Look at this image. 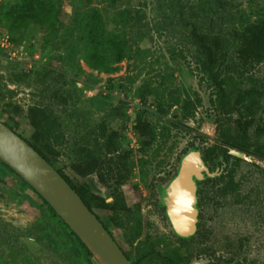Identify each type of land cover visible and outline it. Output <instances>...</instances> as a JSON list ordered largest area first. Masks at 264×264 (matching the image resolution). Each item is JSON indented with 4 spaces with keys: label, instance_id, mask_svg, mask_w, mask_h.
Returning <instances> with one entry per match:
<instances>
[{
    "label": "rangeland",
    "instance_id": "374dc122",
    "mask_svg": "<svg viewBox=\"0 0 264 264\" xmlns=\"http://www.w3.org/2000/svg\"><path fill=\"white\" fill-rule=\"evenodd\" d=\"M17 1L5 0L4 9ZM53 4L56 14L46 25L30 23L19 30L6 22L1 26L21 55L8 60L0 51V120L24 137L40 136L56 151V168L74 184L92 185L108 203L117 196L124 198L125 205L121 201L118 210L97 212L109 221L132 263H139L147 252L142 248L145 241L160 238L177 244L160 201L162 189L179 172L181 159L195 147L219 142L222 115L214 104L216 89L198 37L228 39L234 54L233 31L262 20L264 0H53ZM112 36L122 41L125 56L112 71L98 69L93 44ZM18 75L22 79L16 80ZM144 84L151 93L141 100L138 90ZM239 87L255 88L258 96L264 92V62ZM196 94L201 105L187 116L184 103ZM258 98L264 104V98ZM119 100L125 101L129 120L121 117L111 126L122 130L120 150L133 151L132 174L114 184L103 173L88 172L90 162L80 155V148H96L97 127ZM138 110L145 111L157 132L145 150L133 126ZM236 116H224L223 121L231 125ZM257 119L263 122L264 113L259 112ZM249 133L251 143L264 142L255 126ZM203 179L196 180V187ZM235 180L239 190L224 196L213 182L201 184L200 202L197 196L195 204L201 230L185 249L190 264H264V160L245 154ZM29 197L33 192L0 162V264H100L86 255L54 254L47 238H41L36 224L40 213ZM141 264L150 262L145 259Z\"/></svg>",
    "mask_w": 264,
    "mask_h": 264
},
{
    "label": "trees",
    "instance_id": "16d2710c",
    "mask_svg": "<svg viewBox=\"0 0 264 264\" xmlns=\"http://www.w3.org/2000/svg\"><path fill=\"white\" fill-rule=\"evenodd\" d=\"M4 3L5 1L0 3V24L3 26V23L6 22L13 30L22 29L30 23L46 25L52 21L56 14L53 0H18L7 9H4ZM202 35H199L197 42L204 51L207 72L216 89V95L213 99L214 104L222 115L218 122L219 142L205 148L195 147L193 151L188 152L181 159L179 172L161 191L160 203L167 217L164 195L167 189L180 179L181 170L186 160L193 157L196 152L202 153V158L209 171L216 173L214 177L206 174L205 179L197 181V203L200 202L199 196L202 193L201 184L203 183L213 182V186L220 187L223 196L239 190L240 182L235 180V172L242 158L232 155L230 150L234 149L264 160V142L251 143L249 133L250 129L255 126L256 134L264 136V121L257 119L259 112L264 113V104H261L260 98H258L259 96L264 98V92L261 91L258 96V90L255 88L245 89L239 87L240 81L252 72L257 65L264 62V18L257 23L248 24L233 31L232 35L236 45L234 54L230 53L231 47L228 44V39H223L219 35L209 37H206L205 34ZM92 52L95 60L94 66L105 71L114 70L115 64L122 61L125 56L123 43L117 36L109 37L102 43H94ZM20 79L22 78L18 75L16 80ZM1 85L2 81L0 79ZM138 91L139 98L144 100L151 93V88L149 85L144 84ZM201 102V97L198 94L194 99L188 97L184 103L185 115L193 114L192 110L200 106ZM125 104L124 100H119L118 104L113 105L111 108L110 115L99 123L96 136L98 145L94 150L87 146L80 148V155H83L90 162L88 172L92 174L103 173L107 180L114 184L122 183L132 174L130 161L133 151L131 149L120 150L119 138L122 135V130L111 126L112 122L118 118L122 117L124 121L129 120V115L124 107ZM233 114L237 116L233 119L231 125L223 121L224 116ZM43 120L45 121V119ZM43 120H40V122L43 123ZM4 123L17 132L15 126L11 123L8 121H4ZM134 129L142 139L140 148L142 150L150 148L156 140L157 132L153 122L147 117L144 110L136 112ZM17 133L56 167L58 160L56 151L47 146L40 136L24 137L21 133ZM0 162L10 176L15 175L24 186L33 192L34 197H29V199L37 206L40 213L36 224L40 229L41 238H47L46 245L50 250L60 258L68 254L86 255L95 258L89 248L52 206L11 167L1 159ZM56 169L79 193L88 207L113 235L109 221L98 214L97 209L103 211L118 210L122 203L125 205L124 198L119 199L117 196L112 202L108 203L106 197L96 193L92 185L88 183L76 185L62 170ZM200 230L201 223L198 221L195 234L189 237L174 232L177 244L165 243L160 238L152 242L145 241L142 248H145L147 252L138 260L139 263L141 264L143 260L147 259L150 264H190L191 259L186 253V247ZM162 243H165L164 248L161 247ZM139 247L141 248V246ZM139 263L133 262V264Z\"/></svg>",
    "mask_w": 264,
    "mask_h": 264
},
{
    "label": "water",
    "instance_id": "95a60500",
    "mask_svg": "<svg viewBox=\"0 0 264 264\" xmlns=\"http://www.w3.org/2000/svg\"><path fill=\"white\" fill-rule=\"evenodd\" d=\"M230 153L240 158L245 157V153L234 149ZM0 159L52 206L100 264H133L118 241L56 167L2 120ZM203 172L216 175L209 172L201 152H196L186 160L180 179L164 195L167 214L174 231L185 237L193 235L197 229L196 180L204 178ZM186 213L187 220L184 219Z\"/></svg>",
    "mask_w": 264,
    "mask_h": 264
},
{
    "label": "built area",
    "instance_id": "2783aa9c",
    "mask_svg": "<svg viewBox=\"0 0 264 264\" xmlns=\"http://www.w3.org/2000/svg\"><path fill=\"white\" fill-rule=\"evenodd\" d=\"M3 1L5 0H0V3H2ZM0 51H2L4 57L7 58L8 60H16L20 58L19 50L14 48V45L11 43L9 38L6 35H4L1 24H0Z\"/></svg>",
    "mask_w": 264,
    "mask_h": 264
},
{
    "label": "bare ground",
    "instance_id": "6f19581e",
    "mask_svg": "<svg viewBox=\"0 0 264 264\" xmlns=\"http://www.w3.org/2000/svg\"><path fill=\"white\" fill-rule=\"evenodd\" d=\"M176 199H178V198H176ZM188 215H189V214H188ZM187 218H188V216H187V213H186V215L184 216V219L187 220Z\"/></svg>",
    "mask_w": 264,
    "mask_h": 264
}]
</instances>
